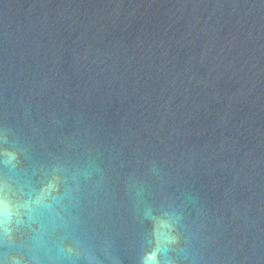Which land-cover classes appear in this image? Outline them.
I'll list each match as a JSON object with an SVG mask.
<instances>
[{
	"label": "water",
	"instance_id": "obj_1",
	"mask_svg": "<svg viewBox=\"0 0 264 264\" xmlns=\"http://www.w3.org/2000/svg\"><path fill=\"white\" fill-rule=\"evenodd\" d=\"M0 186V264H264V0H0Z\"/></svg>",
	"mask_w": 264,
	"mask_h": 264
},
{
	"label": "snow or ice",
	"instance_id": "obj_2",
	"mask_svg": "<svg viewBox=\"0 0 264 264\" xmlns=\"http://www.w3.org/2000/svg\"><path fill=\"white\" fill-rule=\"evenodd\" d=\"M56 186L54 183L47 184L44 188V191L40 196L37 197L35 203L37 205L41 204L44 200L46 193L50 192ZM12 213L9 210L8 204L6 203L4 189L0 186V243H3V233L5 231L4 225L11 217Z\"/></svg>",
	"mask_w": 264,
	"mask_h": 264
}]
</instances>
